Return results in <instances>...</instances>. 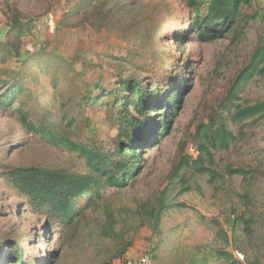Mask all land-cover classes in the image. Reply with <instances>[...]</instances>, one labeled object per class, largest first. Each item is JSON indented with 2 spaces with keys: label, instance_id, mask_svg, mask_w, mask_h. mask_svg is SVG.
Instances as JSON below:
<instances>
[{
  "label": "trees",
  "instance_id": "16d2710c",
  "mask_svg": "<svg viewBox=\"0 0 264 264\" xmlns=\"http://www.w3.org/2000/svg\"><path fill=\"white\" fill-rule=\"evenodd\" d=\"M179 1L190 12L185 22L180 23L183 31L176 34L179 43L230 41V45H235L246 38L253 24L259 27L250 60L232 82L217 111L207 123L197 126L193 136L197 161L187 164L182 175L174 172L170 176L169 184L180 185L186 192L193 188L199 191L205 177H209L210 183H222L226 176L237 177L243 184L239 206L225 219L226 229L215 225L216 237L224 247L212 250L199 247L185 264H264V211L258 207L256 193L258 170L226 167L221 175L208 167L215 153L230 151L237 143L235 126L254 127L264 117V99L254 104L242 100V105L239 104L241 94L250 85L264 84V1L261 4L257 0ZM33 23L21 13L12 12L0 31V111L17 118L28 134L77 153L85 161L87 173L15 167L0 173L1 185L18 197L14 206L17 214L39 216L45 220L48 234L58 233L59 249L50 252L53 260L61 257L62 244L76 241L85 232L99 242L110 243L105 247L99 245L91 264L126 260L140 229L147 228L152 237L159 238L165 215L184 205L172 203L169 190L164 189L141 199L135 208H117L104 192L139 183L147 168L146 153L156 146L159 150L160 140L166 135L168 138L175 118L184 111V96L189 98L192 90L194 63L188 57L182 63L153 58L138 67L139 75H118L108 86L85 92L77 103L79 113L75 117L69 114L70 103L62 93L44 103L41 96L30 91L32 74L34 78L50 79V90L60 89L56 55L49 53L46 46L41 48L35 42L23 41L31 33ZM81 106L96 113L104 112L103 122L113 130L108 145L71 142L54 130L55 125L74 126ZM12 145L16 148L18 143ZM174 178L177 181L172 182ZM3 244H7V250ZM3 244H0V264H47L29 262L24 249L12 240ZM233 250L243 259L237 258Z\"/></svg>",
  "mask_w": 264,
  "mask_h": 264
},
{
  "label": "rangeland",
  "instance_id": "374dc122",
  "mask_svg": "<svg viewBox=\"0 0 264 264\" xmlns=\"http://www.w3.org/2000/svg\"><path fill=\"white\" fill-rule=\"evenodd\" d=\"M263 1L257 0L258 4ZM12 12L34 22L23 41L46 46L59 60L60 89L50 90V79L34 78L32 74L30 91L41 96L44 103L62 93L70 103L69 114L75 117L79 113L77 103L85 92L108 86L118 75H139L138 67L153 58L182 63L188 57L194 63L192 90L189 98L184 96V111L175 118L168 138L166 135L160 140L159 150L156 146L146 153L147 168L139 183L104 194L117 208H135L141 199L168 189L172 203L184 205L165 215L159 238L152 237L147 228L140 229L125 259L147 255L152 264H185L199 247L223 248L215 225L226 229V217L239 206L242 179L226 176L222 183H210L205 177L199 191L193 188L191 192L180 185H170L169 181L174 172L182 175L187 164L197 161L198 150L193 142L197 126L207 123L217 111L232 82L250 60L259 27L253 24L246 38L235 45H230V41L179 43L176 34L183 31L180 23L190 15L179 0H0V31ZM263 99L264 84L258 82L241 94L239 104L242 100L254 104ZM56 109L57 106L53 108ZM103 116L104 112L81 106L74 126L55 125L54 130L71 142L108 145L113 130L103 122ZM256 123L245 129L235 126L237 143L230 151L215 153L208 167L221 175L226 167L258 170L257 203L264 211V117ZM15 143L16 148L12 145ZM32 166L87 173L85 161L77 153L28 134L17 118L0 111V173ZM175 181L174 178L172 182ZM18 202V197L5 190L0 181V244L12 240L24 249L29 262L91 264L99 245H110L85 232L76 241L62 244L61 257L53 260L50 252L59 249L58 233L48 234L45 220L39 216L17 214L14 206ZM3 246L7 250V244ZM233 254L243 259L237 250Z\"/></svg>",
  "mask_w": 264,
  "mask_h": 264
},
{
  "label": "built area",
  "instance_id": "2783aa9c",
  "mask_svg": "<svg viewBox=\"0 0 264 264\" xmlns=\"http://www.w3.org/2000/svg\"><path fill=\"white\" fill-rule=\"evenodd\" d=\"M124 264H152L151 259L147 255H141L137 258H127Z\"/></svg>",
  "mask_w": 264,
  "mask_h": 264
}]
</instances>
